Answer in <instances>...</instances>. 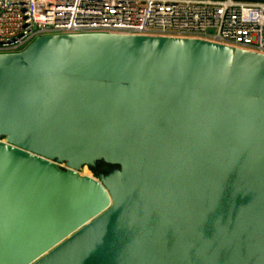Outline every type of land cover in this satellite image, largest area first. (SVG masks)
Returning a JSON list of instances; mask_svg holds the SVG:
<instances>
[{
    "label": "water",
    "instance_id": "95a60500",
    "mask_svg": "<svg viewBox=\"0 0 264 264\" xmlns=\"http://www.w3.org/2000/svg\"><path fill=\"white\" fill-rule=\"evenodd\" d=\"M0 264H264V55L117 34L0 54Z\"/></svg>",
    "mask_w": 264,
    "mask_h": 264
},
{
    "label": "built area",
    "instance_id": "2783aa9c",
    "mask_svg": "<svg viewBox=\"0 0 264 264\" xmlns=\"http://www.w3.org/2000/svg\"><path fill=\"white\" fill-rule=\"evenodd\" d=\"M81 34L202 40L264 55V0H0V54Z\"/></svg>",
    "mask_w": 264,
    "mask_h": 264
},
{
    "label": "rangeland",
    "instance_id": "374dc122",
    "mask_svg": "<svg viewBox=\"0 0 264 264\" xmlns=\"http://www.w3.org/2000/svg\"><path fill=\"white\" fill-rule=\"evenodd\" d=\"M245 1H263V0H245ZM100 165L101 166L98 167V169H95L93 171H91L88 167H83L80 170V174L84 175V176L96 178L99 176V172H102V174H108V173H111L113 170H117V168H118L117 166H112V165L106 164L103 161H101Z\"/></svg>",
    "mask_w": 264,
    "mask_h": 264
},
{
    "label": "flooded vegetation",
    "instance_id": "af4514ba",
    "mask_svg": "<svg viewBox=\"0 0 264 264\" xmlns=\"http://www.w3.org/2000/svg\"><path fill=\"white\" fill-rule=\"evenodd\" d=\"M101 162H98L97 164H96V166L95 167H88L91 171H93V170H95V169H98V167H100L101 165ZM62 167L64 168V166L62 165ZM102 174V172H99V175H101ZM89 177V176H88Z\"/></svg>",
    "mask_w": 264,
    "mask_h": 264
}]
</instances>
